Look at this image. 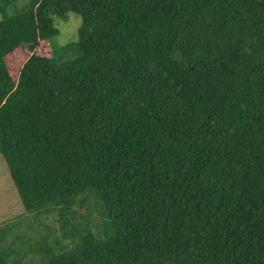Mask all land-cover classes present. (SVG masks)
Masks as SVG:
<instances>
[{"label": "trees", "instance_id": "trees-1", "mask_svg": "<svg viewBox=\"0 0 264 264\" xmlns=\"http://www.w3.org/2000/svg\"><path fill=\"white\" fill-rule=\"evenodd\" d=\"M16 2L0 0V153L69 244L16 248L11 222L0 264H264V0ZM68 12L77 39L56 48Z\"/></svg>", "mask_w": 264, "mask_h": 264}, {"label": "rangeland", "instance_id": "rangeland-1", "mask_svg": "<svg viewBox=\"0 0 264 264\" xmlns=\"http://www.w3.org/2000/svg\"><path fill=\"white\" fill-rule=\"evenodd\" d=\"M26 0H17V6H22ZM81 23V17L74 12H68L65 16H55L54 25L59 30L58 34L53 38L55 47L64 46L77 39V29ZM22 50L25 53L30 54L27 45H23ZM47 46L42 47L41 52H46ZM91 201L90 216V228L93 231L100 229L103 217L100 214V207L93 204ZM87 211V205L77 208L76 221L85 223L89 218L85 217ZM84 216V218L82 217ZM55 214L48 216H40L37 220L32 213L25 212L18 195L17 189L13 184V181L9 174L8 166L0 153V226L7 225L11 222L15 223V229L11 231L8 237V241L15 242L16 248H20L18 237L25 242L30 239L32 245H35L36 239L38 240L41 235H47V242L53 244L54 240L59 239L58 247H62L65 244H69L68 239H63L59 223ZM76 223V224H77ZM82 224V225H83ZM83 227V226H81ZM53 241V242H52ZM22 245V246H24ZM28 245V244H27ZM26 245V246H27ZM27 251V250H26ZM35 251H27L24 255V260L37 259Z\"/></svg>", "mask_w": 264, "mask_h": 264}]
</instances>
